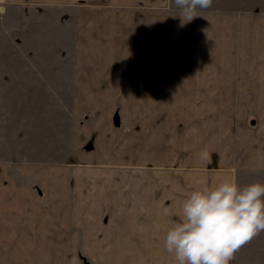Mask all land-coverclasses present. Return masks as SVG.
<instances>
[{
  "label": "crops",
  "instance_id": "1",
  "mask_svg": "<svg viewBox=\"0 0 264 264\" xmlns=\"http://www.w3.org/2000/svg\"><path fill=\"white\" fill-rule=\"evenodd\" d=\"M75 4V86L87 107L79 125L90 150L72 169L46 167L41 225L0 217V264H176L164 238L193 189L232 175L241 186L264 179V11L197 9L181 26L173 0L7 5Z\"/></svg>",
  "mask_w": 264,
  "mask_h": 264
},
{
  "label": "rangeland",
  "instance_id": "2",
  "mask_svg": "<svg viewBox=\"0 0 264 264\" xmlns=\"http://www.w3.org/2000/svg\"><path fill=\"white\" fill-rule=\"evenodd\" d=\"M8 3L0 5L6 9L0 14V217L6 226L41 225L46 167L72 169L83 160L79 153L90 150L79 125L87 107L77 101L84 99L75 86L77 6L18 9ZM202 10L263 12L264 0H213ZM65 18L68 36L61 34ZM117 114L118 126L125 108ZM255 180L243 186L264 183ZM235 264H264V232L240 248Z\"/></svg>",
  "mask_w": 264,
  "mask_h": 264
},
{
  "label": "clouds",
  "instance_id": "3",
  "mask_svg": "<svg viewBox=\"0 0 264 264\" xmlns=\"http://www.w3.org/2000/svg\"><path fill=\"white\" fill-rule=\"evenodd\" d=\"M181 26L213 0H173ZM5 0H0V5ZM6 11L0 7V14ZM192 131H195L193 129ZM201 159H207L205 148ZM264 232V183L241 186L235 175L201 185L183 200L180 216L166 231L164 248L176 264H230L235 254Z\"/></svg>",
  "mask_w": 264,
  "mask_h": 264
}]
</instances>
